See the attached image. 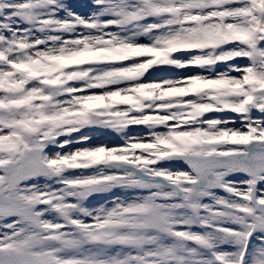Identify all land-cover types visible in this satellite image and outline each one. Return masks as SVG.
<instances>
[{
  "label": "snow or ice",
  "instance_id": "6c2138e0",
  "mask_svg": "<svg viewBox=\"0 0 264 264\" xmlns=\"http://www.w3.org/2000/svg\"><path fill=\"white\" fill-rule=\"evenodd\" d=\"M0 264H264V0H0Z\"/></svg>",
  "mask_w": 264,
  "mask_h": 264
}]
</instances>
